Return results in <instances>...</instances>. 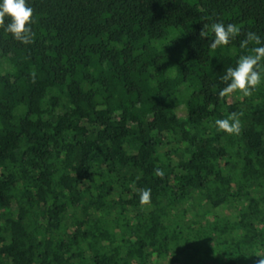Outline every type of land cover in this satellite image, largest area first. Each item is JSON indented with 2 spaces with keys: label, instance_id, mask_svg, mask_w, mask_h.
Returning a JSON list of instances; mask_svg holds the SVG:
<instances>
[{
  "label": "trees",
  "instance_id": "trees-1",
  "mask_svg": "<svg viewBox=\"0 0 264 264\" xmlns=\"http://www.w3.org/2000/svg\"><path fill=\"white\" fill-rule=\"evenodd\" d=\"M26 5L31 43L0 26V264H257L264 61L250 96L221 90L264 0ZM215 23L240 34L214 49Z\"/></svg>",
  "mask_w": 264,
  "mask_h": 264
},
{
  "label": "clouds",
  "instance_id": "clouds-1",
  "mask_svg": "<svg viewBox=\"0 0 264 264\" xmlns=\"http://www.w3.org/2000/svg\"><path fill=\"white\" fill-rule=\"evenodd\" d=\"M33 9L26 5V0H0V26L4 25L5 18H10L11 22L5 27V31L24 44L32 42L33 33L30 27L32 23ZM214 39L211 47L217 48L228 45L231 39L240 34V27L234 24L224 25L223 23H215L212 25ZM205 32H201L204 36ZM255 42L259 47L253 49V55H247L240 58L235 68H229L223 77L225 81H230L227 87L221 90V95H226L237 90L241 91L244 96H250L253 90L261 83L260 65L264 61V43L260 36L256 33L248 32L247 39L242 42L246 45L249 42ZM231 121V123H230ZM216 125L219 130L229 134L238 133L239 121L237 114L232 113L227 119H218ZM158 175H163L162 171H158ZM150 202V191H144L141 194V203ZM260 259L257 264H264V255H258Z\"/></svg>",
  "mask_w": 264,
  "mask_h": 264
}]
</instances>
